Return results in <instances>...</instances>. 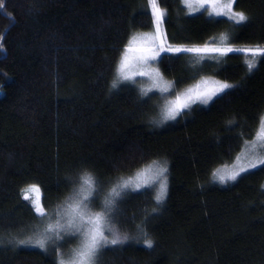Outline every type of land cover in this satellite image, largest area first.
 <instances>
[{
	"label": "trees",
	"instance_id": "1",
	"mask_svg": "<svg viewBox=\"0 0 264 264\" xmlns=\"http://www.w3.org/2000/svg\"><path fill=\"white\" fill-rule=\"evenodd\" d=\"M159 4L173 45L227 34L235 47L264 46V0H236L233 10L248 17L242 25L214 23L204 11L189 15L181 0ZM0 12V264L58 262L57 246L16 243L39 219L22 189L38 185L54 217L83 172L106 194L152 161H167L164 201L156 203L152 188L119 200L113 223L129 239L103 247L98 264H264V166L235 182L212 178L255 136L264 57L251 73L242 54L195 67L190 54L157 60L176 90L193 84L194 72L235 87L156 125L153 96H142L136 83L112 87L130 37L153 31L148 0H0Z\"/></svg>",
	"mask_w": 264,
	"mask_h": 264
},
{
	"label": "snow or ice",
	"instance_id": "2",
	"mask_svg": "<svg viewBox=\"0 0 264 264\" xmlns=\"http://www.w3.org/2000/svg\"><path fill=\"white\" fill-rule=\"evenodd\" d=\"M181 3L187 8L189 15L203 10L214 23L230 21L234 25H242L248 19L243 12L233 10L236 0H181ZM148 5L151 9L153 31L136 33L130 37L116 67V79L112 87L115 88L118 83L124 82L137 83V77L146 78L139 81L141 95L147 97L155 90L164 100L160 119L153 121L156 125L170 120L175 121L184 110H190L193 105L207 106L214 98L227 94L226 90L234 88L235 85L212 77L196 79L199 73L194 72L192 79L195 82L181 91H175L174 83L165 80L159 68L150 62L157 60L162 62L169 53L190 54L192 66L195 67L204 60H216L219 63L221 58L229 54H234L233 58H239L235 54H242L247 71L251 73L256 68L259 58L264 57V46L235 47L228 43L227 34H221L218 39L213 37L203 45L190 47L173 45L168 42L163 29L166 11L160 7L159 0H148ZM215 18L221 19L216 21ZM0 51H3L2 44ZM170 93L171 97L165 95ZM228 123L232 124L234 121L230 120ZM260 166H264V115L259 117V126L254 138L243 141L241 151L234 157V163L231 166L225 164L217 168L212 173V178L221 184L235 182L242 173H248ZM167 172V161H152L136 171L134 176L119 178L104 194L93 174L85 171L80 175L72 193L58 205L54 217L42 203L40 187L36 184L29 185L22 189V198L30 202L32 210L39 218L37 223L43 227V231L38 232L35 238L29 237L16 243L45 249L47 241L55 243L64 240L65 237H76L79 244L72 250L67 260L59 251L62 245H58L57 264H95L97 254L103 247L122 244L129 239L127 235L119 234L113 223L112 214L117 202L129 192L152 188L155 191L154 199L159 205L167 194ZM101 195H103L101 209L94 211L92 205ZM106 231L111 235V239L105 234ZM144 243L152 247L150 239Z\"/></svg>",
	"mask_w": 264,
	"mask_h": 264
},
{
	"label": "rangeland",
	"instance_id": "3",
	"mask_svg": "<svg viewBox=\"0 0 264 264\" xmlns=\"http://www.w3.org/2000/svg\"><path fill=\"white\" fill-rule=\"evenodd\" d=\"M187 9V8H186ZM203 11V10H202ZM119 62V61H118ZM150 63H152L154 66H156V62H150ZM118 65V64H117ZM141 79H146V78H140V77H137L136 78V80H137V83H136V85L139 87V89H140V87H141V84L139 83V81L141 80ZM183 90V89H182ZM175 91H181V90H176L175 89ZM153 96V98L155 99V105H156V107H157V111H159V115H160V110H161V107L163 106V103H164V100L163 99H161L160 97H161V94L158 92V91H153V92H150L149 94H148V96ZM166 96H169V97H171V93L170 94H165ZM197 105H199V104H197ZM199 106H201V105H199ZM204 106V105H203ZM158 115V119L160 118V116ZM234 163V162H233ZM167 175V174H166ZM217 182H219V181H217ZM228 182H231V181H228ZM155 187V186H154ZM144 189H146V188H144ZM141 190H143V189H141ZM29 202V201H28ZM30 203V202H29ZM101 209V208H100ZM99 209V210H100ZM115 209H116V207H115ZM94 211H96V210H94ZM115 210H114V212H113V217L115 216ZM41 231H43V227L42 226H39V225H37V226H35L32 230H27L26 232H24L23 234L21 233L20 234V236L22 237V238H19L18 239V241L19 240H22V239H24V240H26V239H29V237H32V238H35L36 237V234L38 233V232H41ZM105 234L106 235H109V239H111V235L106 231L105 232ZM70 238H75L76 239V241H74L75 243H72V242H70V241H66V239H67V237H65V239L64 240H60V241H56L55 243H53L52 241H47L46 242V245H45V249L46 248H50L52 245H54V246H57L58 247V245H62V247H60L59 248V251H61V253H63V257H64V259L65 260H67L70 256H71V254H72V250L73 249H75L77 246H78V244H79V240L76 238V237H70ZM29 247H35V248H39L38 246H29ZM41 249V248H40ZM95 264H98V254H97V257H96V262H95Z\"/></svg>",
	"mask_w": 264,
	"mask_h": 264
}]
</instances>
